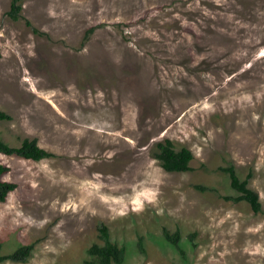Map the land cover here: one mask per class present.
I'll list each match as a JSON object with an SVG mask.
<instances>
[{
  "label": "rangeland",
  "instance_id": "1",
  "mask_svg": "<svg viewBox=\"0 0 264 264\" xmlns=\"http://www.w3.org/2000/svg\"><path fill=\"white\" fill-rule=\"evenodd\" d=\"M11 2L0 138L53 156L0 153L17 185L0 202L2 253L35 244L0 264H84L102 224L123 264H264V0H25L18 20ZM166 140L192 170L162 167ZM230 164L261 212L223 197L238 195Z\"/></svg>",
  "mask_w": 264,
  "mask_h": 264
},
{
  "label": "trees",
  "instance_id": "2",
  "mask_svg": "<svg viewBox=\"0 0 264 264\" xmlns=\"http://www.w3.org/2000/svg\"><path fill=\"white\" fill-rule=\"evenodd\" d=\"M25 0H12L11 7L8 12L12 19H20L22 3ZM30 23V22H28ZM92 29L88 31V35ZM12 116L5 111L0 110V122L11 120ZM158 152L155 157L160 161L162 167L170 172H187L192 170L191 161L194 158L193 152L183 147L177 149L171 140H166L157 144ZM0 153L5 155H16L25 159L40 161L45 158L52 157L53 154L42 148L37 139L25 138L20 145L14 146L2 138H0ZM221 169L228 173L231 187L238 192L236 196H223L226 200L235 202L246 201L250 204L255 213L262 211V202L259 193L249 186L248 178L242 179L234 165L221 166ZM9 167L0 162V202H5L10 192L16 189L17 185L13 182L3 180V175L9 171ZM196 188L206 191L209 188L201 185H196ZM100 236L103 243H93L88 249L89 257L84 261V264H123L127 256V248L125 245H120L111 240L110 230L108 226L102 224L100 227ZM164 238L173 246L179 245L182 238L179 229L172 232L168 228L164 229ZM35 244L22 245L13 252L3 254L2 244L0 243V262L11 260L15 262H26L31 256Z\"/></svg>",
  "mask_w": 264,
  "mask_h": 264
}]
</instances>
